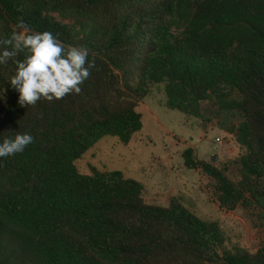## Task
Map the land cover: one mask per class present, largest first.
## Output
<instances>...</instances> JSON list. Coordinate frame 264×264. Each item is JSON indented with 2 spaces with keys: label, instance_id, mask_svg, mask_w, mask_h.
I'll list each match as a JSON object with an SVG mask.
<instances>
[{
  "label": "trees",
  "instance_id": "trees-1",
  "mask_svg": "<svg viewBox=\"0 0 264 264\" xmlns=\"http://www.w3.org/2000/svg\"><path fill=\"white\" fill-rule=\"evenodd\" d=\"M21 18L87 47L96 66L80 94L21 106L13 62L0 65V142L34 137L0 157V264H264V239L252 252L222 248L218 225L174 198L147 203L121 171L73 162L103 135L127 142L141 127L135 104L162 83L164 104L186 115L200 100L234 112L237 179L190 147L183 164L213 180L220 207L264 218V0H0V36Z\"/></svg>",
  "mask_w": 264,
  "mask_h": 264
},
{
  "label": "rangeland",
  "instance_id": "rangeland-1",
  "mask_svg": "<svg viewBox=\"0 0 264 264\" xmlns=\"http://www.w3.org/2000/svg\"><path fill=\"white\" fill-rule=\"evenodd\" d=\"M199 107L200 114L194 116L166 106L162 83H152L134 106L141 121L139 130L125 143L112 135L99 137L74 165L82 173H88L90 165L119 170L142 185L145 202L167 205L174 198L198 218L218 225L222 248L252 252L264 239V218L238 204L231 209L220 207L213 180L199 167L183 164L182 150L190 147L196 159L222 167L233 180L238 177L237 157L244 149L226 130L237 117L232 110L219 109L207 100H200Z\"/></svg>",
  "mask_w": 264,
  "mask_h": 264
},
{
  "label": "clouds",
  "instance_id": "clouds-1",
  "mask_svg": "<svg viewBox=\"0 0 264 264\" xmlns=\"http://www.w3.org/2000/svg\"><path fill=\"white\" fill-rule=\"evenodd\" d=\"M20 31L0 36V65L14 64L7 81L19 93L21 106H35L41 99L49 102L69 94H80L81 85L91 75L95 61H89L85 46L65 45L50 31L37 32L21 20ZM22 59H17L21 56ZM34 142L30 133H15L0 142V157L21 153Z\"/></svg>",
  "mask_w": 264,
  "mask_h": 264
},
{
  "label": "built area",
  "instance_id": "built-area-1",
  "mask_svg": "<svg viewBox=\"0 0 264 264\" xmlns=\"http://www.w3.org/2000/svg\"><path fill=\"white\" fill-rule=\"evenodd\" d=\"M215 140H219V138L218 137H215Z\"/></svg>",
  "mask_w": 264,
  "mask_h": 264
},
{
  "label": "water",
  "instance_id": "water-1",
  "mask_svg": "<svg viewBox=\"0 0 264 264\" xmlns=\"http://www.w3.org/2000/svg\"><path fill=\"white\" fill-rule=\"evenodd\" d=\"M210 159H213V155L210 156Z\"/></svg>",
  "mask_w": 264,
  "mask_h": 264
}]
</instances>
